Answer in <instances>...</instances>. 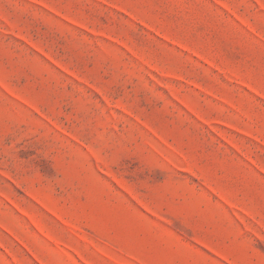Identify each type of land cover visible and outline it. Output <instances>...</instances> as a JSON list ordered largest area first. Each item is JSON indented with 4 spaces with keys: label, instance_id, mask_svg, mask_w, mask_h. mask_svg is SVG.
Listing matches in <instances>:
<instances>
[{
    "label": "rangeland",
    "instance_id": "1",
    "mask_svg": "<svg viewBox=\"0 0 264 264\" xmlns=\"http://www.w3.org/2000/svg\"><path fill=\"white\" fill-rule=\"evenodd\" d=\"M0 264H264V0H0Z\"/></svg>",
    "mask_w": 264,
    "mask_h": 264
}]
</instances>
